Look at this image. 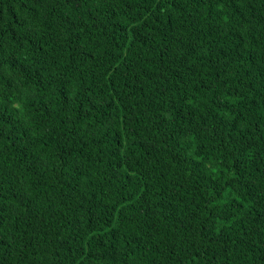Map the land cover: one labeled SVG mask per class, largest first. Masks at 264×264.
Listing matches in <instances>:
<instances>
[{
    "label": "trees",
    "instance_id": "16d2710c",
    "mask_svg": "<svg viewBox=\"0 0 264 264\" xmlns=\"http://www.w3.org/2000/svg\"><path fill=\"white\" fill-rule=\"evenodd\" d=\"M0 264H264V0H0Z\"/></svg>",
    "mask_w": 264,
    "mask_h": 264
}]
</instances>
